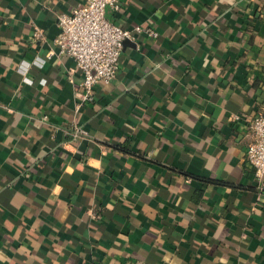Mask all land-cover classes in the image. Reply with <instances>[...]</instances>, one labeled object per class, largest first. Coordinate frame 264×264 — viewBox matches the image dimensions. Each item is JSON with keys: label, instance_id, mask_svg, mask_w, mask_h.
<instances>
[{"label": "crops", "instance_id": "1", "mask_svg": "<svg viewBox=\"0 0 264 264\" xmlns=\"http://www.w3.org/2000/svg\"><path fill=\"white\" fill-rule=\"evenodd\" d=\"M84 2L0 0V264H264L246 158L264 0H120L111 23L159 36L127 41L78 107L82 74L54 40Z\"/></svg>", "mask_w": 264, "mask_h": 264}, {"label": "built area", "instance_id": "2", "mask_svg": "<svg viewBox=\"0 0 264 264\" xmlns=\"http://www.w3.org/2000/svg\"><path fill=\"white\" fill-rule=\"evenodd\" d=\"M107 9L117 13L122 10V4L120 0H85L71 14H62L57 18L60 33L54 44L58 53L72 58L76 69L82 74V93L78 107L93 103L95 89L116 78L126 41H133L144 32L153 38L159 36L155 30L141 26L126 30L111 23L106 18ZM34 37L41 41L46 39L44 32L39 29L35 30ZM54 55V52L50 53L47 59ZM30 66L31 64L23 62L18 66V72L25 76ZM234 120L239 121L240 118L235 116ZM250 128L252 141L247 148V163L254 170L257 187L263 193L264 107L255 115ZM69 135L73 141L89 138L88 132L80 126H76Z\"/></svg>", "mask_w": 264, "mask_h": 264}, {"label": "trees", "instance_id": "3", "mask_svg": "<svg viewBox=\"0 0 264 264\" xmlns=\"http://www.w3.org/2000/svg\"><path fill=\"white\" fill-rule=\"evenodd\" d=\"M203 182H206V183H216V182H214V181H212V180H202Z\"/></svg>", "mask_w": 264, "mask_h": 264}, {"label": "water", "instance_id": "4", "mask_svg": "<svg viewBox=\"0 0 264 264\" xmlns=\"http://www.w3.org/2000/svg\"><path fill=\"white\" fill-rule=\"evenodd\" d=\"M126 42H127V41H126ZM126 42H125V43H126Z\"/></svg>", "mask_w": 264, "mask_h": 264}]
</instances>
